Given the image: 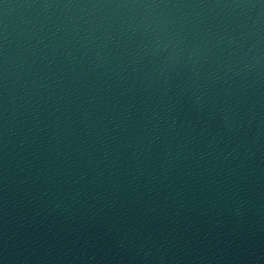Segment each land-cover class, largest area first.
I'll use <instances>...</instances> for the list:
<instances>
[{"label": "water", "instance_id": "water-1", "mask_svg": "<svg viewBox=\"0 0 264 264\" xmlns=\"http://www.w3.org/2000/svg\"><path fill=\"white\" fill-rule=\"evenodd\" d=\"M264 202V0H0V264H187Z\"/></svg>", "mask_w": 264, "mask_h": 264}]
</instances>
